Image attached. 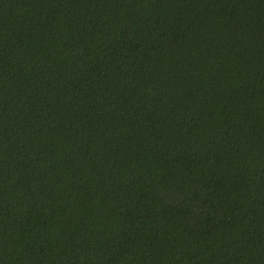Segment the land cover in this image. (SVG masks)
<instances>
[{"label": "trees", "instance_id": "obj_1", "mask_svg": "<svg viewBox=\"0 0 264 264\" xmlns=\"http://www.w3.org/2000/svg\"><path fill=\"white\" fill-rule=\"evenodd\" d=\"M0 264H264V0H0Z\"/></svg>", "mask_w": 264, "mask_h": 264}]
</instances>
